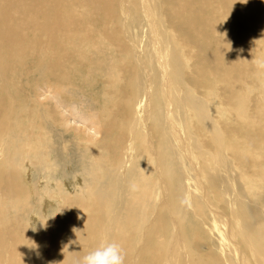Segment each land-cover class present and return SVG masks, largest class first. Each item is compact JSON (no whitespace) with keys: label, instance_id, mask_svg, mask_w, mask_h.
Listing matches in <instances>:
<instances>
[{"label":"bare ground","instance_id":"1","mask_svg":"<svg viewBox=\"0 0 264 264\" xmlns=\"http://www.w3.org/2000/svg\"><path fill=\"white\" fill-rule=\"evenodd\" d=\"M105 242L264 264V0H0V264Z\"/></svg>","mask_w":264,"mask_h":264},{"label":"clouds","instance_id":"2","mask_svg":"<svg viewBox=\"0 0 264 264\" xmlns=\"http://www.w3.org/2000/svg\"><path fill=\"white\" fill-rule=\"evenodd\" d=\"M80 264H124V256L118 244L105 242L84 255Z\"/></svg>","mask_w":264,"mask_h":264},{"label":"rangeland","instance_id":"3","mask_svg":"<svg viewBox=\"0 0 264 264\" xmlns=\"http://www.w3.org/2000/svg\"><path fill=\"white\" fill-rule=\"evenodd\" d=\"M79 115V117H80V114H78ZM70 123H72L71 121H70ZM73 123H74V120H73ZM77 151V150H76ZM81 153V151H77V154H78V156H79V154ZM81 155V154H80ZM53 157H54V159H53V161H55L56 160V163H55V165H65V171L67 170V173H70L71 172V170H69V167L68 166H70L71 168H74L73 170L75 171V172H77L78 174H80V172H81V170H82V168H81V165L80 164H78V163H74L73 161H69L68 162V157L66 158V156H65V158H66V160H64V159H60V157H59V155L58 156H55V155H53ZM61 163V164H60ZM64 163V164H63ZM80 166V167H79ZM57 170H58V168H57ZM75 172H73V173H75ZM32 180H33V182H34V184L35 185H41V183L44 181V175H43V173L41 174V173H39L38 171H35V172H33L32 173ZM71 181V180H70ZM46 187H47V184H46ZM47 211L48 212H50L51 213V209H47ZM47 215V214H46ZM45 215V216H46Z\"/></svg>","mask_w":264,"mask_h":264}]
</instances>
